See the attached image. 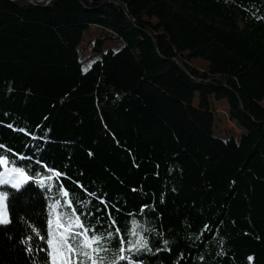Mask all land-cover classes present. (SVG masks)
<instances>
[{"label": "trees", "instance_id": "obj_1", "mask_svg": "<svg viewBox=\"0 0 264 264\" xmlns=\"http://www.w3.org/2000/svg\"><path fill=\"white\" fill-rule=\"evenodd\" d=\"M47 1L0 0V153L28 175L2 187L0 264H42L32 226L70 198L97 231L147 227L144 264H264V0Z\"/></svg>", "mask_w": 264, "mask_h": 264}, {"label": "snow or ice", "instance_id": "obj_2", "mask_svg": "<svg viewBox=\"0 0 264 264\" xmlns=\"http://www.w3.org/2000/svg\"><path fill=\"white\" fill-rule=\"evenodd\" d=\"M9 127L12 126L9 125ZM14 155L18 156V154ZM0 169H3L0 171V185H10L11 189L15 190L13 192V197H15V194L20 192L23 187L21 180L28 179L26 168L19 166L18 159L6 158V154L0 153ZM51 171H55L57 176L61 175L54 168ZM5 176L7 179L4 178ZM62 189V185L57 186V192ZM68 195L67 190L63 189V196L67 197ZM8 196L9 191H0V224L10 222V219L5 215V203ZM87 203V201L84 202L85 206ZM100 204L107 208L105 200L100 199ZM55 206L54 214L50 213L46 221V235L44 230L32 226L37 237L45 241L47 245V247L37 249L44 253L40 257L42 264H144L140 257L153 251L149 245L148 237L145 235L148 228L142 226L135 219L131 222L132 226L125 229L129 237L125 240V235L121 233L119 227L115 228V233L111 230L116 221L112 218L110 211L108 212L109 228L97 231L95 226L86 222L81 218V214L76 212L75 207L72 206L71 198L66 202L57 199ZM59 206H64L65 210L59 211ZM68 207H71L70 212L67 210ZM147 207V204L142 205L140 212L143 213ZM117 235L119 236L118 247L113 245ZM29 239L32 238L29 237ZM164 243L167 245L168 241L165 240ZM27 250L33 251L31 247ZM159 250L156 249V251ZM248 259L251 261L252 257H248Z\"/></svg>", "mask_w": 264, "mask_h": 264}, {"label": "rangeland", "instance_id": "obj_3", "mask_svg": "<svg viewBox=\"0 0 264 264\" xmlns=\"http://www.w3.org/2000/svg\"><path fill=\"white\" fill-rule=\"evenodd\" d=\"M95 37H103V32L98 31L96 29H91L88 31L84 37L83 44L81 46V49L83 50V45H86L91 41L93 43ZM120 44L117 42L108 41L105 42V48L104 51L107 52L109 49H113L115 52H118L120 50ZM93 53L86 52L82 53V61H83V71L87 72L91 68V64L97 60L100 59V54L92 55ZM86 58H89L88 60ZM197 66L199 68H204V63L200 62L197 63ZM196 104H198V101L196 100ZM212 104V110L215 117V123H214V134L216 137L223 141L228 140H235L236 142H239L242 136L246 133L242 128L238 126V124L231 120L230 118V111L229 106L226 101H217L212 97L211 99ZM262 106L264 107V102L262 103ZM0 171H3V169H0ZM7 179V177H4ZM27 181V180H26ZM25 180H21V183L24 185L26 183ZM3 186H10V185H0V191L2 190ZM11 187V186H10ZM5 215L8 217V209H7V198L5 203ZM9 218V217H8Z\"/></svg>", "mask_w": 264, "mask_h": 264}, {"label": "water", "instance_id": "obj_4", "mask_svg": "<svg viewBox=\"0 0 264 264\" xmlns=\"http://www.w3.org/2000/svg\"><path fill=\"white\" fill-rule=\"evenodd\" d=\"M51 0H48L47 2H50ZM178 65L180 66V68L184 71L187 72L185 67L178 61Z\"/></svg>", "mask_w": 264, "mask_h": 264}]
</instances>
